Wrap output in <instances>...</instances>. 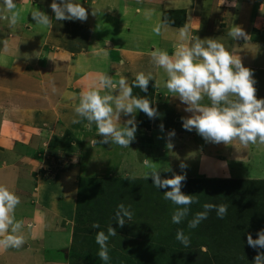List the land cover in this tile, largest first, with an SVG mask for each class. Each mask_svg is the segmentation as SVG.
I'll use <instances>...</instances> for the list:
<instances>
[{
    "label": "crops",
    "instance_id": "obj_1",
    "mask_svg": "<svg viewBox=\"0 0 264 264\" xmlns=\"http://www.w3.org/2000/svg\"><path fill=\"white\" fill-rule=\"evenodd\" d=\"M15 2L21 12L17 25L10 29L8 22L0 19V40L9 39V51H0V185L20 197L15 217L26 222V243L20 249L0 252V264H70L79 180L85 179L77 173H81L86 162L78 161L79 152L85 149L84 139L92 141L90 149L98 161L97 155L104 156L98 151L101 138L96 125L89 129L88 122L75 113L79 93L89 90L102 74L115 80L128 77L131 82L135 75L130 68L135 67L136 61L143 66L144 61L145 73L152 72L159 81L154 99L157 102L161 98L163 102L164 97L157 90L166 88L162 78L167 79V74L143 51L160 48L171 55L174 45L180 42L176 29L189 22L199 38L219 39L229 50L235 48L243 65L254 73L257 98L264 99V44L259 42L263 37L262 31L257 33L253 27L258 17H264L260 10L264 0H237L239 7H229L230 0L226 5H221L222 0H95L96 16L91 15L93 0H76L88 9L85 22L56 21L50 8L52 0ZM34 8L53 18L50 30L36 25L31 17ZM145 9H155L151 19L145 18ZM202 11L211 12L209 23L200 21ZM165 18L169 19L170 28L156 35L153 28ZM233 25L241 26L249 40L233 41L227 35ZM252 33L258 37H252ZM140 70L143 72V67ZM101 92L106 94L108 90ZM173 101L180 105V119L191 115L184 111L186 105L178 98L173 97ZM202 103L207 105L210 101L205 97ZM166 113L168 116L169 111ZM160 114L164 112L160 110ZM130 118L121 115L119 126L123 127ZM74 119L80 122L73 123ZM156 119L158 115L152 119L153 125L158 123ZM162 123L163 129H170V125L164 126V120ZM191 132L204 148L187 146V154L199 153L196 158L211 165V157L200 153L213 146L217 152L212 173H197L195 178L264 183V145L245 148L239 142L209 143L195 130ZM228 185L235 187L233 183ZM248 185L254 189L253 183Z\"/></svg>",
    "mask_w": 264,
    "mask_h": 264
},
{
    "label": "clouds",
    "instance_id": "obj_2",
    "mask_svg": "<svg viewBox=\"0 0 264 264\" xmlns=\"http://www.w3.org/2000/svg\"><path fill=\"white\" fill-rule=\"evenodd\" d=\"M229 0H222V4ZM2 9L0 19L8 22L9 28L17 25L21 19V12L17 8L15 0H0ZM92 16L97 15L95 0L91 4ZM229 7H239L237 0H230ZM56 21H81L88 19L89 12L76 0H52L50 5ZM264 12V4L261 5ZM139 11V10H138ZM155 9H145L146 19H151ZM31 17L37 26L51 29L53 18L47 13L34 8ZM191 20V17H190ZM170 28V21L165 18L153 28L156 35H161ZM198 30V29H197ZM196 30V31H197ZM179 43L174 45L170 55L166 50L156 48L150 53L153 64L162 68L167 74L165 87L172 97L178 98L186 107L184 111L190 116L182 117L183 128L187 131L195 130L206 142L215 144L233 145L239 142L247 148L249 145H264V99L257 98L256 80L251 69L245 67L235 48L229 50L219 39H201L194 35L190 23H185L176 29ZM227 35L233 40H249L247 32L239 25H233ZM3 52L9 51V39L0 40ZM123 64V60L120 62ZM119 76V72L116 73ZM155 80V88L159 87V81L154 78L152 72L135 74V79L129 83L128 79L120 76L118 80L102 74L93 83L89 90L79 93V102L75 107V113L88 123L86 127L91 129L96 125L97 135L103 139L102 144L111 143L128 148L137 133L136 114L145 113L150 119H155L158 109L152 106L147 97L133 95V89L139 88L147 93L149 82ZM107 89L108 93L102 94L101 90ZM53 92L56 91L53 87ZM118 93V94H114ZM207 97L210 104H203ZM121 115L131 118L119 126ZM80 120H73L79 123ZM163 130V125L160 126ZM174 130L169 137H174ZM94 144L97 143L93 141ZM171 148L172 144L168 143ZM149 169L146 178L154 181V186L165 191L163 198L171 201L174 208L171 220L174 224H181L187 220L188 229H196L200 223L208 218L211 211L215 210L218 218L223 219L227 215V204L204 203L202 211L196 212L189 220L191 205L199 203L197 195H189L182 192L187 180L186 169L188 165L181 162L179 167L183 174H173L172 178H162L161 170L149 159L143 161ZM165 169L164 171H169ZM135 174L130 175L134 179ZM21 203L20 197L10 191L8 187L0 185V252L10 248L20 249L26 243L23 231L26 226L24 220H17L15 210ZM131 205L121 203L115 212V222L123 228L126 222L133 219ZM29 229L31 224H27ZM93 228L99 229V223H94ZM117 235L116 229L110 224L105 231L96 233V243L99 245L98 257L104 264H109L108 242L111 237ZM253 239L251 233L247 234V244L258 251L254 257V264H264V229L256 233ZM178 240L184 247L191 243L190 235H186L184 229H178Z\"/></svg>",
    "mask_w": 264,
    "mask_h": 264
},
{
    "label": "rangeland",
    "instance_id": "obj_3",
    "mask_svg": "<svg viewBox=\"0 0 264 264\" xmlns=\"http://www.w3.org/2000/svg\"><path fill=\"white\" fill-rule=\"evenodd\" d=\"M223 5H226V3ZM194 13L196 14L197 10H194ZM210 17L211 12L202 11L200 21L209 23ZM253 27L256 28L254 31L257 30V33L262 31L260 34L263 39L259 42L264 44V17H258ZM251 35L252 37H258L256 33ZM143 53L150 54L151 51L150 49H144ZM146 58L148 56H143V59L146 60ZM10 62L13 61L10 60ZM144 63L143 61L142 66L140 62L136 61L133 64L135 67H131L130 71H133L135 75L142 72L140 68L143 67L145 73ZM162 79L166 83L167 79ZM128 81L130 82V80ZM132 81L133 78H131ZM150 82H153L155 86V80ZM165 83L162 85L163 87H165ZM151 88V84H149L147 93L137 88L139 91L137 93L142 97H151L153 96ZM157 92H160L164 97L163 102H160V98L157 101L160 103H157L155 99L152 103V106L158 109L159 119H156L158 123L153 125L151 123L152 119L148 118L145 113L139 112L136 116L139 134H136L135 140L128 148L112 145L111 143H100L98 151L104 156L97 155L96 157H100L98 161V158L96 159L94 156L95 151L93 148L90 149L93 146L92 141L90 142L89 138L84 139L85 149L79 152L78 161L80 159V161L86 162L83 165L84 169H80L81 173H79L80 171L77 173L79 176L82 174L85 179L79 180L76 217L73 222L75 223L74 242L71 245L73 253L76 252V258L75 256L74 259L71 258V263H69L104 264L97 255L99 245L96 243V233L98 231L106 232L107 227L112 224L117 231V235L111 237L108 242L111 257L109 264H113V260L116 259L120 264H141L146 259L152 264H254V257L258 254V251L248 246L247 236L241 228H244L245 232L250 229L249 233L252 234L253 239L258 238L256 233L264 229V216L263 213H259L261 211L260 203L264 202V183L245 180L248 181L246 184L233 183L235 187L232 185L230 187L227 182L221 181V179H210L217 183L214 182L210 186L206 185L205 189L195 191L192 183L188 182L199 180V178H195L197 173L201 174L203 172L202 174L205 175L212 173V163H214L217 154L216 148L213 146L200 153L206 157H211V165L208 162L202 164L196 158L199 153L193 155L192 152H188L187 154V146L201 150L204 148V144L199 145L198 141L195 140V135L192 136L191 131H186L183 128L182 119L179 117L182 113L181 108H179L180 105L177 106L176 101H173L172 94L168 93L166 88L163 90L158 89ZM160 110L164 112V115L160 114ZM168 111L169 115L166 116ZM165 118L167 121H165ZM162 120L166 123L164 126L170 125V129L161 130ZM173 130L175 136L169 137V133ZM183 133L188 134L185 136ZM100 138L102 140V137ZM168 143L172 144L171 148L168 147ZM180 147H184L183 151L178 149ZM125 151L129 152L125 153ZM145 159L156 163V167L161 170L162 178H172L174 173L183 174L179 167L180 163L184 162L188 165L186 172L187 177L190 179L187 178L182 192L197 195L199 199V203L191 205L189 220L196 212L202 211L204 203L227 204L228 202L224 203L222 200L227 195H234L238 198L236 205L231 203V207H228L225 216L227 221L218 218L216 211L213 210L209 213L208 218L200 223L201 226H205L201 230L202 235L205 236L203 231L208 234V238L205 239L206 243H199L200 240L195 237L197 235L193 231L194 229H188L187 220L181 224L172 223L171 215L176 206L171 201H166L163 198L164 192L171 189L159 190L153 185L154 181L151 178H146L149 169L143 163ZM105 165L110 166L105 168ZM165 169H170L168 174L165 173ZM132 173L135 174L134 179H130ZM74 174L77 176L75 172ZM74 174L70 172L71 176ZM233 181L240 182V180ZM251 183H253L254 189L248 185ZM236 184L239 185L236 186ZM215 185L218 188L217 192H214ZM219 193L221 197L218 196ZM249 198H251L250 201H248ZM253 201L254 205H252ZM121 203L126 206L131 205V210L134 213L132 221L126 222L123 228L114 219L117 207ZM239 212H241L240 215ZM245 217L247 219L243 221L242 218ZM235 220H238L239 224L235 223ZM94 223H99L100 228H93ZM181 228L184 229L186 235H190L189 248L191 249L183 248L184 246L176 240L177 230ZM198 228L200 226L196 229ZM180 248H183L184 252L181 253L183 256L181 254L179 256L176 252ZM168 251H172L170 259L165 257ZM259 251L262 252L263 250L260 249ZM249 253H251V256ZM91 257H93V262H90Z\"/></svg>",
    "mask_w": 264,
    "mask_h": 264
},
{
    "label": "trees",
    "instance_id": "obj_4",
    "mask_svg": "<svg viewBox=\"0 0 264 264\" xmlns=\"http://www.w3.org/2000/svg\"><path fill=\"white\" fill-rule=\"evenodd\" d=\"M185 14V13H184ZM134 80V79H133ZM149 84H151V89H152V93H153V96H151V97H147L152 103H153V99H154V93H155V86H154V83L153 82H150ZM137 92H139L138 91V89L137 88H134L133 89V95L134 96H140L139 95V93H137ZM140 97H142V96H140ZM149 118V117H148ZM221 181H223V180H221ZM188 182V181H187ZM214 182H216V181H213V180H208V179H199V180H190L188 183H192V185L194 186V189H195V191L198 189H205L206 188V185H208V186H210L212 183H214ZM224 182H227V183H244V182H230V181H224ZM217 183V182H216ZM201 184V185H200ZM219 185V184H218ZM217 185H215L214 186V192H217ZM204 193H206L205 191H204ZM218 196H220V193L218 194ZM221 197V196H220ZM238 198H236V197H234V195H227L225 198H223L222 200L224 201V203L225 202H228L227 203V205H228V207H231V203L233 204H235L236 205V200H237ZM250 199L251 198H249V200L248 201H250ZM252 200H255V199H252ZM252 205H254V201L252 202ZM260 210L261 211H259V213H263V216H264V202L262 201V203H260ZM263 211V212H262ZM253 212V211H252ZM240 213L241 212H239V215H240ZM234 215V214H233ZM232 216V215H231ZM235 218V217H234ZM236 218H238V217H236ZM224 220H226L227 221V217L225 218H223ZM246 219H247V217H245V218H242V220L243 221H246ZM243 221H241L243 224H244V222ZM235 223H237V224H239L238 223V220H235ZM233 224H234V221H233ZM200 226V228H198V229H194L193 231L195 232V234L197 235V236H195V237H197L199 240H200V242L199 243H206V240L205 239H207L208 237V234H206L205 233V231H203V234H205V236H203L202 235V233H201V230H203V228L205 227V226H201V225H199ZM245 226V225H244ZM220 229V228H219ZM241 230L243 231V233L247 236V234L249 233V231H250V229H248L247 230V232H245V230H244V228L242 229L241 228ZM179 246H181V245H179ZM202 246H206V245H202ZM181 247H183V246H181ZM194 247V246H193ZM183 248H188V249H191V248H189V247H183ZM183 248H180L179 250H177L176 252H177V254L179 255V254H181V253H183L184 251H183ZM263 251L262 252H264V249H262ZM171 253H172V251H168V253L165 255V257H167V258H171L172 256H171ZM249 255L251 256V253H249ZM74 256H75V258H76V252H74L73 253V251H71V253H70V258H72V259H74ZM180 256V255H179ZM181 256H183V254H181ZM94 259H95V257H94ZM90 262H93V257H91V259H90ZM217 262H218V260H217ZM112 264V263H111ZM113 264H120L119 262H117V259L114 261L113 260ZM141 264H152V262H148V259H146V260H143V262L141 263ZM244 264V263H243ZM248 264V263H247Z\"/></svg>",
    "mask_w": 264,
    "mask_h": 264
}]
</instances>
